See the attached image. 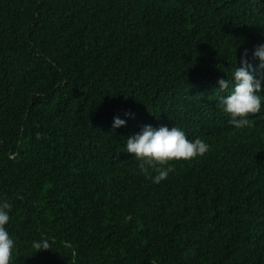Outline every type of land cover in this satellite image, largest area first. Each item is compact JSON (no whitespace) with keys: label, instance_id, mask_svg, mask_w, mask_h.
Returning a JSON list of instances; mask_svg holds the SVG:
<instances>
[{"label":"trees","instance_id":"obj_1","mask_svg":"<svg viewBox=\"0 0 264 264\" xmlns=\"http://www.w3.org/2000/svg\"><path fill=\"white\" fill-rule=\"evenodd\" d=\"M262 43L264 0H0L10 264H264V108L235 128L217 84ZM144 125L209 149L153 183Z\"/></svg>","mask_w":264,"mask_h":264},{"label":"clouds","instance_id":"obj_2","mask_svg":"<svg viewBox=\"0 0 264 264\" xmlns=\"http://www.w3.org/2000/svg\"><path fill=\"white\" fill-rule=\"evenodd\" d=\"M252 58L260 62L259 68H264V43L255 46ZM217 84L218 90L226 93L218 97V106L229 117V122L237 129L250 126L249 116L260 114L264 108V75L252 74L247 50L241 56L240 66H235L230 77L219 79ZM130 116V113H125V117ZM125 123L126 119L113 117L112 127H123ZM125 140V152L132 154L142 173L148 174L151 169L155 174L149 178L157 184L173 171L170 161L191 160L203 156L209 149L206 141L188 139L178 126L144 125ZM10 209L11 204L0 199V264H10L15 249L16 242L6 227L10 220ZM32 248L37 252L47 250L49 243L45 239L34 240Z\"/></svg>","mask_w":264,"mask_h":264}]
</instances>
